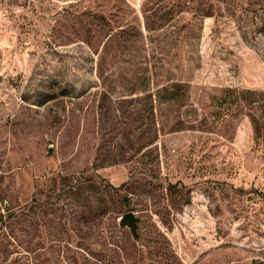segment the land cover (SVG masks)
Segmentation results:
<instances>
[{"label": "rangeland", "instance_id": "rangeland-1", "mask_svg": "<svg viewBox=\"0 0 264 264\" xmlns=\"http://www.w3.org/2000/svg\"><path fill=\"white\" fill-rule=\"evenodd\" d=\"M263 263L264 0H0V264Z\"/></svg>", "mask_w": 264, "mask_h": 264}, {"label": "water", "instance_id": "water-1", "mask_svg": "<svg viewBox=\"0 0 264 264\" xmlns=\"http://www.w3.org/2000/svg\"><path fill=\"white\" fill-rule=\"evenodd\" d=\"M51 153V150H49ZM119 227L120 228H128L131 231V234L135 240L139 239L138 234V219L136 218L134 213H126L121 216L119 219Z\"/></svg>", "mask_w": 264, "mask_h": 264}, {"label": "trees", "instance_id": "trees-1", "mask_svg": "<svg viewBox=\"0 0 264 264\" xmlns=\"http://www.w3.org/2000/svg\"><path fill=\"white\" fill-rule=\"evenodd\" d=\"M264 264V263H263Z\"/></svg>", "mask_w": 264, "mask_h": 264}]
</instances>
